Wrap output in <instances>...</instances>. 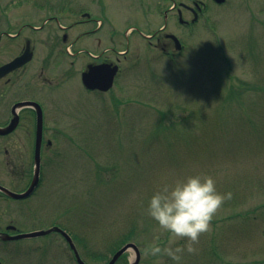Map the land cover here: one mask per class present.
I'll return each mask as SVG.
<instances>
[{"label": "rangeland", "instance_id": "374dc122", "mask_svg": "<svg viewBox=\"0 0 264 264\" xmlns=\"http://www.w3.org/2000/svg\"><path fill=\"white\" fill-rule=\"evenodd\" d=\"M173 2L187 1L0 0V64L21 52L24 38L35 46L9 83L10 97L2 88L0 108L35 98L45 136L57 132L41 152L32 195L17 201L0 195V232L65 227L88 264H104L127 236L140 250L138 264H177L145 255L161 233L146 214L147 201L162 182L206 173L232 198L180 264H264V0L206 2L188 30L174 10L161 13ZM82 12L93 20L84 21ZM164 24L184 45L171 64L146 41ZM99 25L95 36L104 45L127 48L122 74L101 93L82 86L85 55L73 52L96 45L85 33ZM63 34L74 48L63 46ZM58 45L73 54L56 56ZM13 144L15 138L10 145L0 137V185L21 192L33 171L32 152L23 143L15 153ZM169 238L163 233L158 242ZM133 256L126 251L120 264ZM0 261L75 264L56 233L0 243Z\"/></svg>", "mask_w": 264, "mask_h": 264}, {"label": "flooded vegetation", "instance_id": "af4514ba", "mask_svg": "<svg viewBox=\"0 0 264 264\" xmlns=\"http://www.w3.org/2000/svg\"><path fill=\"white\" fill-rule=\"evenodd\" d=\"M186 1H187L186 3H184V2L174 3L173 2L170 4L169 7H165L163 10H161V13L163 14L164 17H166L168 15L167 14L168 11L170 12V10H174L175 11L174 16L176 18L175 19L176 23L178 24V26H180L186 30L190 29L193 26V24H195L198 21L199 17L201 16V14L203 13V11L206 8V2H213L216 6L224 5L225 2H227V0L221 1L222 3H216L217 1H215V0H186ZM92 20H93V17H91L89 19V16H88L84 21H92ZM100 26L101 25H99V27L91 28L90 30H88V32L85 33V36L87 38H90V39L92 38L93 40H95V43H96L95 46H88V47H85L84 49L77 50V51L75 49L73 52L75 53V55H76V53H81V54L85 55L86 63H85L84 69H86L88 67H94L97 65L108 64V63H110L111 65H116L117 70H116V73H115L114 79H113V85H114L115 81H117V79L122 74V71L124 70L123 63L126 59L127 48L126 49H118V48L109 47V46L104 45L105 43H104L103 39L100 36H95V35H97ZM58 27L60 29L66 28V26H62L60 24L58 25ZM35 28L36 27H32V29H35ZM165 28H166V26H164L163 28H160L156 31H153V33L149 34L151 36L146 38V41L154 48V50L157 51V56H160L161 58H163V57L166 58L164 63L171 64L173 62L174 58H177L181 55V52L184 48V45H183V41L180 38H178L179 42H180V47H179V49H176V42L174 41V39L171 36L174 33L171 30H166ZM16 35H17V33H15L14 36H16ZM93 36H95V37H93ZM151 39H154V42H152ZM79 40L80 39L75 38V42H77ZM61 43L65 47L68 46L69 47L68 49L74 48L73 47V45H74L73 41H71V42H69V44H67L66 34H63V36L61 37ZM26 44H29V47L31 48L32 56H33L35 46L32 44V42L29 39L24 38V43H23L22 48H24ZM59 45H58V49L55 50L56 56H58V55L68 56V55L73 54L72 52L67 53L66 48L60 47ZM111 55H113V56H111ZM27 64L23 65L22 67L14 70V71L8 72L7 74H5L3 77L0 78V94H2V91H3L2 88H4V92H5L4 97H6V96H7L6 98L10 97L8 94L9 93L8 86H9V83H11V81H12L13 75L18 71L24 70V68L26 67ZM92 91L98 92V93L102 92L99 90H92ZM104 92H106V91H104ZM25 100L36 101L35 98H29V99H24V100L20 99L18 101L11 102L10 104H7V102H6V104H5L6 106L0 108V118H4L3 121H0V127H4L10 123L11 119L14 116V111L16 112V116H17L16 126L11 131H9L8 133H6L4 135H0V137H4L5 140L10 141V145H12L14 138L16 140L17 145L21 146L24 143V145L27 146L28 149L32 152V159H33L34 148H35L36 140H37L36 126H35V119H36L35 111L32 107H29V106L13 109V107L16 103H19L20 101H25ZM38 103L41 104L39 101H38ZM40 107H41L42 113H43V129H42V133H41V137H40V154H41V152L43 151L44 148H47V147L51 148L53 146L52 139H53V137H55L53 135H55L57 132H56V130L53 129L54 133H51V135L49 137L45 136V130L47 128H46V126H44V118H45L44 110H43L42 105ZM24 123H25V125H24ZM14 133H20L21 135L19 136L17 134L19 136V138L16 136L14 137ZM16 144H13V146H8V148H10L12 151L15 152L14 145H16ZM15 153H13V154L15 155ZM6 154L7 155L10 154L9 149H6ZM23 161H25V165H24L25 167L21 170L23 172L21 174V176H24L26 178V181H27V178L29 179V177H28V172H26L25 169H28V158H24ZM32 165H33V163H32ZM40 168H41V163H40ZM32 177H33V175L31 174L29 183L31 182ZM28 186H29V184H28ZM27 198H29V197H27ZM63 242H65V241L63 240ZM73 242H74V244L76 243L75 241H73ZM65 244H66L67 249L70 252L71 257L74 260L75 264H78L76 262L73 250L70 248V246L67 242H65ZM75 246H76V248H78L76 244H75ZM80 257L86 264H88V262H86V260H84V257H82V256H80Z\"/></svg>", "mask_w": 264, "mask_h": 264}, {"label": "clouds", "instance_id": "9594fccd", "mask_svg": "<svg viewBox=\"0 0 264 264\" xmlns=\"http://www.w3.org/2000/svg\"><path fill=\"white\" fill-rule=\"evenodd\" d=\"M231 198V191L220 192L216 180L206 173L176 176L162 182L149 196L146 207V214L159 225L161 233L145 245V255H166L180 264L185 252L197 251L201 234L209 230L218 209ZM163 233L170 238L162 245L158 241Z\"/></svg>", "mask_w": 264, "mask_h": 264}, {"label": "water", "instance_id": "95a60500", "mask_svg": "<svg viewBox=\"0 0 264 264\" xmlns=\"http://www.w3.org/2000/svg\"><path fill=\"white\" fill-rule=\"evenodd\" d=\"M216 1L220 2L222 0H216ZM176 41H177V39H176ZM31 55L32 54L29 51V48L27 46L21 55L15 57L11 61L7 62L6 64H4L0 67V77L2 75H4L6 72L13 70V69L23 65L27 61H29L31 58ZM115 71H116V67L115 66L111 67L110 64H106V65L98 66V67H93L92 69L89 68L87 71L82 72L81 82H82L83 86L87 89H96L97 88L100 90H107L112 85V79H113ZM24 106H31L35 109V112H36V136H37V140H36V145H35V150H34L35 169H34V175H33V178L30 182L29 187L22 193L12 192V191H10V190H8L5 187L0 185V191L2 193H4L5 195H7L11 198H14V199H23V198H26L27 196H29L30 193H32V191L34 190V188L36 187V185L38 183V172H39V165H40V137H41V131H42V111H41V108L38 105V103L33 102V101L19 102V103L14 105L13 109L21 108ZM16 124H17V116H16V112L14 111V116L11 119L10 123L6 127H2V128L0 127V134L8 133L9 131H11L16 126ZM52 231L59 232L69 242L70 247L74 251L77 262L79 264H84L82 262V260L79 258L78 253H77L74 245L72 244L71 239L68 236V234L57 226H53V227L45 229V230H35V231L27 232V233H17L14 235H9L7 233H0V239L5 240V241L6 240L7 241L8 240H18V239H22V238L46 235ZM128 250H132L134 253V256H133L132 260L129 262V264H137L139 261V258H140V253H139L137 246L132 242H127V243L123 244L118 250H116L112 254V256L110 257V259L107 261L106 264H114L116 262V260L124 252H126ZM0 264H1V262H0Z\"/></svg>", "mask_w": 264, "mask_h": 264}, {"label": "trees", "instance_id": "16d2710c", "mask_svg": "<svg viewBox=\"0 0 264 264\" xmlns=\"http://www.w3.org/2000/svg\"><path fill=\"white\" fill-rule=\"evenodd\" d=\"M232 92V91H231ZM127 236L126 237H123L118 244L115 245V247H113L110 251V253H113L115 250H117L123 243L127 242ZM1 244H5L6 242H2L0 241ZM105 258V257H104ZM123 255L119 258L117 264H120V261L123 259ZM124 260V259H123Z\"/></svg>", "mask_w": 264, "mask_h": 264}]
</instances>
